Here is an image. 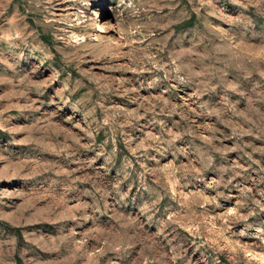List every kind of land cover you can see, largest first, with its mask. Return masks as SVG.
I'll use <instances>...</instances> for the list:
<instances>
[{
	"label": "rangeland",
	"instance_id": "obj_1",
	"mask_svg": "<svg viewBox=\"0 0 264 264\" xmlns=\"http://www.w3.org/2000/svg\"><path fill=\"white\" fill-rule=\"evenodd\" d=\"M0 264H264V0H0Z\"/></svg>",
	"mask_w": 264,
	"mask_h": 264
}]
</instances>
